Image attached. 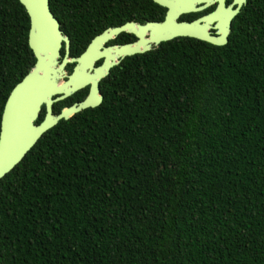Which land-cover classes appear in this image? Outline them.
I'll use <instances>...</instances> for the list:
<instances>
[{
    "label": "trees",
    "instance_id": "trees-1",
    "mask_svg": "<svg viewBox=\"0 0 264 264\" xmlns=\"http://www.w3.org/2000/svg\"><path fill=\"white\" fill-rule=\"evenodd\" d=\"M72 1L48 0L69 37ZM27 30L0 0V112L34 61ZM98 85V105L0 178V264H264V0H245L225 44L162 41Z\"/></svg>",
    "mask_w": 264,
    "mask_h": 264
},
{
    "label": "water",
    "instance_id": "water-1",
    "mask_svg": "<svg viewBox=\"0 0 264 264\" xmlns=\"http://www.w3.org/2000/svg\"><path fill=\"white\" fill-rule=\"evenodd\" d=\"M28 17L26 42L31 50L34 61L26 73L9 90L0 112V178L13 168L27 150L35 143L39 136L58 120L67 119L72 114L87 107H94L101 101L98 83L110 66L118 61L115 56H124L148 49H132L129 44L113 46L115 55L111 60L94 69V74L85 70L90 68L96 59L94 52H82L76 56H68V38L61 33L58 22L48 7V0H18ZM245 3L239 0L231 14L224 19L219 37L211 36L206 30L198 33L191 31L193 23L175 22L172 33H159L151 37V42L158 45L162 41L176 36H187L205 41L212 45H223L227 41L231 18L238 8ZM143 27L156 31L160 23L148 22ZM119 27H113L110 32H116ZM107 35L104 34V37ZM98 38L95 37L93 41ZM103 39V38H102ZM63 44L64 54L60 55ZM94 48V44H92ZM95 51V50H94ZM74 63L70 72H66L65 65ZM88 85V92L79 101L63 106L55 114L51 111L53 102L62 100L77 90ZM43 105L44 114L36 122Z\"/></svg>",
    "mask_w": 264,
    "mask_h": 264
},
{
    "label": "flooded vegetation",
    "instance_id": "flooded-vegetation-1",
    "mask_svg": "<svg viewBox=\"0 0 264 264\" xmlns=\"http://www.w3.org/2000/svg\"><path fill=\"white\" fill-rule=\"evenodd\" d=\"M238 1L239 0H73V3H63V7L70 21L79 26L76 34H70L69 37L68 34L62 30L59 22H57L61 33L68 38V56H71L69 54L70 42L75 39L80 41L81 48L77 55L82 52H87V50L94 52L96 59L93 61L92 66L90 68L84 67L88 73L94 74V69L105 65L106 61L111 60L110 55L116 54L110 49L113 46L129 44L132 49L135 50H141L145 46H148V49L142 52L115 56L114 59L118 61L116 63L118 64L125 57L137 56L156 47L157 45L151 42V37L161 32L172 33V25L175 24V22H191L193 23L191 27L192 32L198 33L204 29L211 36L219 37L224 19L231 14V10L237 6ZM241 6L238 8L237 13ZM233 17L230 20V26ZM148 22L160 23V27L156 31H151L149 27H143L145 23ZM113 27H119V29L116 32H110V29ZM104 34L107 36L104 37ZM97 36L99 39L92 42ZM178 37L181 36H176L171 39ZM92 44L95 45L94 48L91 46ZM59 52L61 56L64 54L63 44ZM73 64L74 63H68L65 65L64 68L66 72H70ZM116 64L110 66L108 72ZM87 92L88 85L81 88V93L79 94L81 97L73 102L83 99ZM53 104L54 102L51 105V111ZM41 110H43L44 114L43 105L41 106Z\"/></svg>",
    "mask_w": 264,
    "mask_h": 264
}]
</instances>
